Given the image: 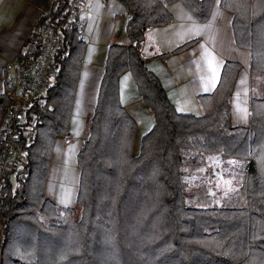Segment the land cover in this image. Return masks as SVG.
<instances>
[{"label": "trees", "instance_id": "obj_1", "mask_svg": "<svg viewBox=\"0 0 264 264\" xmlns=\"http://www.w3.org/2000/svg\"><path fill=\"white\" fill-rule=\"evenodd\" d=\"M65 1L58 0L59 8ZM119 1L129 44L108 48L77 156L76 205L60 206L45 195L56 139L68 133L86 48L71 26L54 56L45 111L33 107V137L20 139L24 165L11 169L0 202V264H264V97L251 98L248 125H230L239 70L230 61L216 90L200 97L203 113L180 112L138 52L145 30L173 18L171 3L185 4L204 21L216 0ZM219 3L233 14L236 45L251 54L253 81L264 78V0ZM125 71L154 119L138 153L137 122L120 101ZM7 105L0 92V124ZM215 158L227 166L222 177L238 184L231 199L218 183Z\"/></svg>", "mask_w": 264, "mask_h": 264}, {"label": "crops", "instance_id": "obj_2", "mask_svg": "<svg viewBox=\"0 0 264 264\" xmlns=\"http://www.w3.org/2000/svg\"><path fill=\"white\" fill-rule=\"evenodd\" d=\"M57 4L58 0H0V92L6 90L5 59L18 62L23 58L33 34ZM87 8L80 17L86 48L75 104L68 133L56 139L45 185V195L65 207L76 205L79 189L73 202L70 199L66 202V189L58 196L59 185L53 184L52 177L60 181L61 176L67 177L68 167L73 166L74 161L78 163L77 156L87 137V121L95 106L109 46L129 44L127 16L119 0H89ZM169 10L173 18L145 30L138 49L145 65L157 75L169 100L180 112L203 113L200 97L216 90L225 64L234 61L239 64V70L230 98L229 123L233 127L248 125L253 83L251 54L235 43L232 12L222 7L219 0L204 21L181 2L171 3ZM119 93L122 105L137 122L135 143L140 146L154 119L130 71L120 76Z\"/></svg>", "mask_w": 264, "mask_h": 264}, {"label": "built area", "instance_id": "obj_3", "mask_svg": "<svg viewBox=\"0 0 264 264\" xmlns=\"http://www.w3.org/2000/svg\"><path fill=\"white\" fill-rule=\"evenodd\" d=\"M88 1L66 0L61 8L57 4L56 14L41 23L23 58L18 62L5 59L8 105L0 124V202L11 169L24 165L19 146L22 136L28 140L33 137L32 119L38 115L32 109L36 107L45 111V95L51 83L54 56L64 44L63 30L73 26L80 31L82 39L85 37L80 17L81 13L88 11Z\"/></svg>", "mask_w": 264, "mask_h": 264}, {"label": "rangeland", "instance_id": "obj_4", "mask_svg": "<svg viewBox=\"0 0 264 264\" xmlns=\"http://www.w3.org/2000/svg\"><path fill=\"white\" fill-rule=\"evenodd\" d=\"M261 79L263 80V84H260ZM261 79L257 78L252 83V93H251L252 98L253 97L254 98L264 97V78H261ZM139 148H140L139 144L135 143L134 152L138 153ZM214 161L218 162V172H216V176L220 178V181L218 183L220 182L222 183V186L227 190V193H226L227 198L231 199L237 193L238 184L232 179H225L224 177H222V174L226 170L227 166L220 159L215 158ZM260 163H261V167H263V170H264V152L260 156ZM63 171H64V168L62 169V172ZM52 182L54 185H59L58 188L56 189V194L58 196H61L63 190L66 189L65 190L67 192L66 202H68L69 199L72 200L73 202V200L76 197V192L79 189V182H80V167L78 163H75L74 161L73 166H70V168L68 167L67 177L61 176L60 181L55 180L52 177ZM12 183L14 184L13 177H12Z\"/></svg>", "mask_w": 264, "mask_h": 264}]
</instances>
